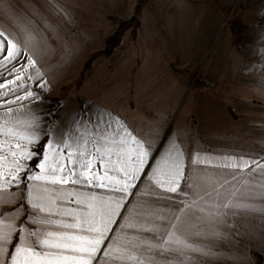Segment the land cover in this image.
Returning a JSON list of instances; mask_svg holds the SVG:
<instances>
[{"label":"rangeland","instance_id":"1","mask_svg":"<svg viewBox=\"0 0 264 264\" xmlns=\"http://www.w3.org/2000/svg\"><path fill=\"white\" fill-rule=\"evenodd\" d=\"M137 1L10 0L12 11L5 4L0 30L25 41L41 73L32 90L41 95L11 104V113L0 101V125L7 120L15 127L35 115L42 137L46 121L54 117L51 108L60 102L50 139L75 138L73 119L85 122L84 139L65 156L88 136L117 141L125 130L137 138L147 135L152 152L159 150L157 159L162 146L174 141L165 149L181 162L191 187L181 181L187 195L171 194L174 209L160 212L163 221L178 217L170 231L180 244L172 246L184 253L167 259L172 264H256L259 254L264 264V173L254 165L252 172L216 167L225 158L264 164V0H145L134 31L127 28L105 54L106 37L120 21L131 19ZM26 29L35 39H28ZM195 79L207 90H196ZM6 141L16 143L0 133V144ZM188 146L190 158H180ZM49 156L59 158L54 151ZM197 159L200 163L193 162ZM22 189L21 184L13 205L0 210L18 207L26 194ZM229 202L233 207L225 209ZM225 211L235 215L218 223L216 214ZM23 218L24 211L15 223Z\"/></svg>","mask_w":264,"mask_h":264},{"label":"snow or ice","instance_id":"2","mask_svg":"<svg viewBox=\"0 0 264 264\" xmlns=\"http://www.w3.org/2000/svg\"><path fill=\"white\" fill-rule=\"evenodd\" d=\"M5 4L8 10L12 11L10 0H0V12H3ZM13 17L19 19L18 14L14 12ZM26 31L29 40L35 39L30 29ZM33 72L35 75L32 74ZM40 80V70L36 66V61L25 50V41L0 30V101L5 104L8 113L13 111L11 104L40 99L41 93L34 92L31 83ZM37 86L41 89L46 87L44 84ZM38 120L39 118L33 115L29 121H17L15 127H9L7 120L0 125V133L16 141L15 144L7 141L0 144V206L14 204L21 184L24 185L23 191L26 193L18 207L0 210V264H92L93 260H96L97 253L100 252V246L105 240L110 239L109 233L112 232L110 225L133 230L136 235L129 238L128 244L137 250L142 248V254L141 256L131 255L125 246L116 248L115 244L118 243L116 241L111 245H105V248L109 250L101 255L117 261H135L136 264H144L145 259L154 256L167 259L168 253L173 250L171 247L173 243L180 244V241L172 240L170 231L174 227V220L178 217L173 214L171 218H164L166 222H161L162 217L156 210V202L161 198L162 192L177 196L187 195L181 188V181H184L185 188H190L191 180L185 176L181 162L173 159L171 154L161 156L158 160L159 150L157 149L156 153L152 152V141L147 135L137 138L136 135L125 130L126 135L121 137L117 152L121 167L106 168L103 182H101L100 176L90 174L94 167L92 160L79 159L84 155L79 147H77V161L72 160L73 152L63 155L77 143V140L84 139V133L80 132L84 121L77 119L72 121L76 127L77 137H57L53 140L49 137L58 125V122L53 120L45 129L42 140L37 130ZM97 120L99 121V117ZM110 126L108 124V127ZM120 127L124 128V125L121 124ZM106 130L107 128L104 129ZM70 139L73 143H69ZM53 151L59 158H50L49 153ZM33 160L34 164L28 163ZM128 161L132 163L129 164ZM193 162L200 163L198 159ZM69 164L71 167L68 166ZM251 165L264 173V164L256 160L234 162L225 158V161L216 167L231 170L242 167L252 172L254 169ZM77 168L88 169V171L77 172ZM109 171L115 175L110 176ZM121 173H123L122 176ZM162 176L163 179H161ZM145 180L152 182L153 191L144 195H150L155 199L151 203H146L140 210L133 211L128 216L127 223L123 225L117 223L116 217L124 220L125 216L122 213L129 212L126 202L130 204L131 200L128 197L134 199L136 193L140 192L138 182L143 184ZM68 184L78 185L81 189L108 188L110 189L107 194L108 199L105 200L103 195H97L95 192L84 194L75 191L68 193L65 197L60 189L53 188V186ZM54 191L55 198H53ZM65 199L68 203L74 202L84 207L57 209L54 212L53 205L56 200ZM45 200L51 201V204H46ZM29 205L30 210H26ZM223 207L230 209L233 206L229 202ZM22 211H24V218L20 220L18 226L15 220L17 214ZM42 213L44 215H41ZM53 215L71 217L74 222L55 220L52 219ZM216 215L218 223H227L224 217L235 215V212L225 211ZM29 221L31 224H28ZM31 225H55L58 228L77 231L75 233L41 232ZM144 232L151 233V239L139 235ZM65 252L69 254L65 255ZM97 264H100L99 260Z\"/></svg>","mask_w":264,"mask_h":264},{"label":"crops","instance_id":"3","mask_svg":"<svg viewBox=\"0 0 264 264\" xmlns=\"http://www.w3.org/2000/svg\"><path fill=\"white\" fill-rule=\"evenodd\" d=\"M124 137V136H123ZM140 138V136L138 137ZM113 138H108V137H101V136H96V137H91L88 136L86 142H81L80 144L82 146L79 147L80 151H82L84 153L83 156H80L79 159L80 160H92L93 162V172L90 174H96L98 176L101 177V182H103V174L106 168L110 169L113 166H116L117 168L121 167V161L117 156V152H118V145L119 142L121 140V137L117 138V141H112ZM173 143L175 144L174 141H167L163 146H162V153L163 156H165V154H172L171 151L168 152V150H166L165 148L167 147L168 144ZM177 143V142H176ZM186 143H188L186 141ZM183 144V142H182ZM115 145V146H113ZM85 149V150H84ZM99 150V152L97 151ZM153 150V147H152ZM164 150L166 152H164ZM73 157L72 160L73 161H77L78 158V153L77 150H73L72 151ZM180 154L182 155V157L180 158H184L183 154H187V157L190 158V147L188 146V152L187 151H180ZM134 155V153H133ZM159 160V159H158ZM129 164H131V161H128ZM71 167V165H70ZM77 172L79 171H88V169H80L77 168L76 169ZM110 176H114L115 174L112 173L111 171H109L108 173ZM123 175V173H121V176ZM117 179L119 177H116ZM163 179V178H161ZM138 186L140 187V192L136 193L135 198H131L128 197V199L131 200L130 204H127L126 202V206L129 208V212L128 213H122L125 216L124 220H120L119 217H116L117 223L123 225L125 223L128 222L127 218L128 216H130L133 211H138L141 208H143L145 206L146 203H151L155 198L150 196V195H144L145 193H150L153 191V185L152 182L149 180H145L143 184H139L138 182ZM54 189H60V192L62 195H64L65 197H67L68 193L75 191L77 193H81L83 192L84 194H87L88 192H95L97 193V195H103L104 199L107 200L108 199V193L110 191V189L108 188H95V189H81L80 186L76 185H72V184H68V185H58V186H53ZM133 191H135V189H133ZM38 194V192L36 193ZM26 195V194H25ZM119 195V194H117ZM169 197H172V199H169ZM53 198H55V191L53 192ZM75 199V197L73 198V200ZM174 202H175V198L174 196L171 195V193H167V192H162L161 193V198L156 202L157 204V208L156 210L161 213H165L167 211H169V208L174 207ZM46 204H51V201L49 200H45ZM83 205H77L74 202L73 203H68L67 200H56L55 205H53V211L55 212L57 209L63 210L65 208H83ZM172 210L174 208H171ZM28 210H30V205L28 206ZM41 215H44L43 213ZM173 216V214H172ZM171 216V217H172ZM52 219L55 220H60L63 219L64 222L66 223H73V219L71 217H61L59 215H53ZM161 222H166V221H161ZM174 223V222H173ZM151 226V225H149ZM32 227L34 228H38L41 232H45V231H54V232H69V233H75L77 230L76 229H63V228H58L55 225H32ZM110 227L112 228V232L109 233V237L110 239H107L104 241V244H102L100 246V252L97 253L96 256V260H93L92 264H97V260L100 261V264H136L135 261H117V260H112L109 257L103 256L101 255L102 253L108 251L109 249L105 248V245H111L113 242L118 241V243L115 244L116 248H120V246H125L128 248V251L131 255H135V256H141L142 254V248L140 250H137L135 248H132L131 245L128 244V240L129 238H131L133 235H136V233L133 232V230L128 229V228H117L115 225H110ZM140 236L142 237H148L149 239H151L152 234L148 233V232H144V233H139ZM172 247V251H170L168 253V257L169 256H174V255H178V256H183L184 253L180 252L182 251V249L180 248H175L173 246ZM56 251V250H53ZM178 251V253L176 252ZM65 255L69 254L67 252L64 253ZM118 254V253H115ZM185 255H189V253H185ZM150 261V263L147 264H172L169 259L164 260L163 258L160 260L159 256H154L152 258L149 259H145V261Z\"/></svg>","mask_w":264,"mask_h":264},{"label":"trees","instance_id":"4","mask_svg":"<svg viewBox=\"0 0 264 264\" xmlns=\"http://www.w3.org/2000/svg\"><path fill=\"white\" fill-rule=\"evenodd\" d=\"M144 2H145V0H138L137 1V4L135 6V9H134V13L131 16V19L129 21H120L118 23L117 27L115 28V30L106 37L105 42H104V48H103V51H104L105 54H110L113 51V49L120 42L121 36L126 31L127 28L131 27L132 30H133L134 25L137 23V21H136V18L137 17L136 16H137V14H139L140 6ZM129 23H130V25H129ZM87 65H88V63H86V66ZM193 86H194V88L196 90H200V89L207 90L206 89L207 87H206L205 83L203 81H201L200 79H195L193 81ZM59 104H60V102L56 106V109H54L53 107L51 108L50 112L52 114H54V117H52V119H49V120L46 121V127H45V129L52 123L53 120H55V113H56V110H57V107L59 106ZM225 108H226L228 114L232 118H236L237 117V115L234 113V111L232 110V108L229 105H226ZM43 139H44V137L42 136V140ZM33 162L35 163L34 160L33 161H30V164L33 163ZM22 188L23 189L21 191L24 190V185L23 184H22ZM9 251H11V247L10 246H9ZM256 264H262V260H261V257H260L259 254H256Z\"/></svg>","mask_w":264,"mask_h":264}]
</instances>
